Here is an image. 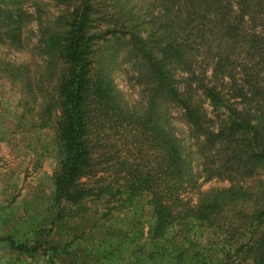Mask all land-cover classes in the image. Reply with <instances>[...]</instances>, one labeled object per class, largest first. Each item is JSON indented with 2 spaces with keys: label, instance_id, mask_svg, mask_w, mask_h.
Wrapping results in <instances>:
<instances>
[{
  "label": "trees",
  "instance_id": "trees-1",
  "mask_svg": "<svg viewBox=\"0 0 264 264\" xmlns=\"http://www.w3.org/2000/svg\"><path fill=\"white\" fill-rule=\"evenodd\" d=\"M18 1L0 0V41L7 46L19 42L22 16H29ZM56 3L63 4L58 26L42 43L58 107L56 199L76 203L90 194L77 181L82 175L122 174L148 191L153 232L192 215L236 242L250 264H264V0H163L161 15L141 21L113 18L106 0ZM144 24L155 28L141 35ZM106 43L120 47L134 68L147 93L141 109L128 106L113 85ZM177 72L186 76L175 79ZM173 110L189 129L193 151L169 126ZM193 155L204 180L228 185L199 193L191 205L181 193L199 174Z\"/></svg>",
  "mask_w": 264,
  "mask_h": 264
},
{
  "label": "rangeland",
  "instance_id": "rangeland-1",
  "mask_svg": "<svg viewBox=\"0 0 264 264\" xmlns=\"http://www.w3.org/2000/svg\"><path fill=\"white\" fill-rule=\"evenodd\" d=\"M162 1L106 0L105 10L120 21L130 16L141 21L161 15ZM18 6L29 14L22 16L19 42L7 46L0 41V264H250L236 242H226L222 233L192 215L153 232L148 191L135 189L122 174L82 175L77 181L91 187L90 194L76 203L56 199L58 107L45 75L42 43L58 26L63 4L19 0ZM153 28L144 24L139 32L147 34ZM104 45L110 47L104 62L121 99L141 109L147 93L134 78V68L120 47ZM209 71L207 67L205 76ZM185 76L177 72L174 78ZM203 106L210 111L208 101ZM168 123L183 149L193 151L194 140L176 110ZM191 164L199 174L181 193L188 204L211 187L228 185L226 179L204 180L197 155ZM242 181L254 185L253 177ZM10 242L35 250L17 249Z\"/></svg>",
  "mask_w": 264,
  "mask_h": 264
}]
</instances>
